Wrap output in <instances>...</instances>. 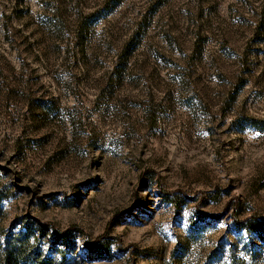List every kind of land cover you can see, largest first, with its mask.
Segmentation results:
<instances>
[{"label": "rangeland", "instance_id": "obj_1", "mask_svg": "<svg viewBox=\"0 0 264 264\" xmlns=\"http://www.w3.org/2000/svg\"><path fill=\"white\" fill-rule=\"evenodd\" d=\"M0 264H264V0H0Z\"/></svg>", "mask_w": 264, "mask_h": 264}]
</instances>
